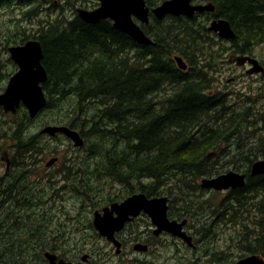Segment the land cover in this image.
I'll return each instance as SVG.
<instances>
[{"label": "trees", "instance_id": "1", "mask_svg": "<svg viewBox=\"0 0 264 264\" xmlns=\"http://www.w3.org/2000/svg\"><path fill=\"white\" fill-rule=\"evenodd\" d=\"M38 1L49 15L55 14L56 23L43 21L38 35L27 30L21 32L24 29L20 25L13 30L0 27L8 28V35L17 31L10 45H24L33 39L41 42L48 74L44 85L48 103L68 106H58L64 113L61 123L81 134L86 149L90 146L94 167L88 165L84 172L86 181L79 197L89 198L92 191L97 195L100 187L93 190L94 187L108 179L125 187H135L143 179L154 181L150 186H161L165 179V188H171L165 191V196L169 193L173 197L171 208L177 216L189 218V208L192 209L200 230L212 239H218L226 223L237 224L242 230L240 237L246 244V253L262 251L264 208L261 222L249 207L253 197L264 204V175H250L252 165L264 157V86L248 93L229 88L219 90L216 74L220 65L226 63L225 55H253L255 48L264 44V0H194L197 4L213 2L215 11L197 14L193 19L168 16L163 23H153L154 31L149 36L156 45L150 46L138 45L117 31L109 20L98 24L83 22L77 10L89 9L93 2ZM164 1L147 0V3L153 8ZM36 2L0 0V8ZM66 5L71 7L68 22L57 15L61 8L65 16ZM22 15L36 18L39 13L33 6ZM217 18L229 21L237 35L235 42L229 44L208 30L209 23ZM57 27L61 28L53 35L51 29ZM203 44L208 45L213 57V64L208 66L200 63L202 52L206 51ZM2 47L9 54V46ZM178 56L188 65L187 70L182 71L177 65ZM87 58L88 67L80 72V64ZM8 61L13 67L5 78L9 80L17 66L10 57ZM261 62L264 66V60ZM261 77L264 85V73ZM232 99L237 101L231 104ZM247 100L253 105L240 102ZM123 106L125 110L118 112ZM86 110H93V125L90 117L82 121ZM24 113L20 123L36 121L30 119L26 110ZM244 117L245 127L251 122L255 127V137L246 136L247 130L239 133ZM98 132L108 139L105 149L93 143ZM15 134L22 137V130ZM32 140V133H28L24 141ZM37 142L41 144L39 139ZM230 170L247 173V184L226 194L224 211L212 213L207 203L196 200L201 186L192 180L189 183L186 175L192 174L191 179H197ZM188 194L192 198L189 206L184 204ZM27 202L23 210L28 209ZM8 224L13 234L0 245V255L8 264H20L21 250L14 236L29 224L22 218H14ZM10 226L3 223L0 234L6 236Z\"/></svg>", "mask_w": 264, "mask_h": 264}, {"label": "flooded vegetation", "instance_id": "2", "mask_svg": "<svg viewBox=\"0 0 264 264\" xmlns=\"http://www.w3.org/2000/svg\"><path fill=\"white\" fill-rule=\"evenodd\" d=\"M41 5L37 0V3H33L31 7L34 6L37 14L40 13V17L42 13L49 15L48 10ZM2 16L0 25L3 26ZM34 23L36 27L29 28L27 23L19 20L22 29L26 27L31 33L38 35L41 32V26ZM28 24H31V21ZM7 27L9 28V26ZM13 29H17L16 25ZM2 30L0 27V31ZM1 94H3V87H0ZM47 108L46 106L44 110ZM25 110L27 109L22 105L13 116L25 114L23 112ZM43 114L44 112L33 123L22 121V123H13L11 126L8 120H3V118H9L11 113H6L0 106V151H3L1 155L3 168L0 177V227L4 221L8 224L14 218L27 216V212L23 210L26 200L30 201L27 202L28 209L31 207L32 212L36 213L34 219L27 218L30 221V226L24 228L21 236L17 234L14 236L18 240L21 250L20 264H51L48 255L56 257V264L62 262L70 264H165V250H174L175 248L179 252L185 247L191 249L190 255L186 259L181 257L177 264H202L203 256L212 254V252L200 250V247H203V241L214 245L208 235L200 234L201 244L198 246L189 223H186L182 228L192 237V243L187 244L182 238L165 231V225L163 228L155 225L149 213L144 210L136 216H129V220L125 222L124 226L114 233L115 241H110L107 237L102 236L94 225L96 212L103 214L106 208H111L113 204L121 205L136 195H143L149 201L165 200V179L161 186H150L149 184L154 182L150 179L136 182L138 185L135 187L104 186L98 189L99 192L96 196L83 203L82 199L79 197V200L75 194L83 188L78 186L77 179L83 176L84 172L75 171V168L79 165L78 161H87L88 158L81 155L52 153V151L44 149L41 144L39 145L38 139L41 143L45 139L48 141L51 138L43 133L49 127L44 128L42 124ZM18 130H22V137L15 134ZM28 133L33 135L31 142L24 141L25 135ZM54 138L65 141L64 144L61 143L62 146L68 144L72 147L70 145L72 142L63 135L59 134ZM68 174L72 176L70 177ZM69 194H72L76 203L88 204L89 212H91L90 217L87 214H82L77 224L74 223V217L67 210ZM168 198V218L178 224L185 223L186 220L177 216L174 209L170 210V201L173 205V197L169 193ZM117 217V214H114V218ZM64 225L67 229L64 231L65 235H62L59 227ZM79 236L81 238L76 240ZM34 237L38 238L34 239ZM45 237L50 241L47 242ZM9 238L10 236L0 234V245ZM97 241H102L104 247H108L109 251L100 248L97 253L95 251L88 253L85 246H82L88 242L95 245ZM111 252L116 259L114 262ZM251 255L257 254H249L242 258ZM257 256L260 257V262L264 263V252ZM204 259L207 260V257ZM0 264H8L5 257L1 259V255Z\"/></svg>", "mask_w": 264, "mask_h": 264}, {"label": "water", "instance_id": "3", "mask_svg": "<svg viewBox=\"0 0 264 264\" xmlns=\"http://www.w3.org/2000/svg\"><path fill=\"white\" fill-rule=\"evenodd\" d=\"M98 1L100 2L99 8L93 11L79 9L78 16L88 24H98L101 21L110 20L117 31L127 35L141 46L156 45L141 26H148L151 23L152 15L158 21H163L167 16L193 18L196 13L215 11L213 3L194 5L193 0H166L155 8L149 7L147 0ZM210 27L208 30L218 34L222 39L235 41L237 38L231 24L225 19H215ZM9 51L11 59L19 70L10 79L5 92L0 95V106L3 107L6 113H16L23 105L33 120L47 106V97L43 86L48 81V74L42 63L44 53L41 42L38 40L30 41L24 46L12 47ZM175 61L180 69L186 70L188 68L182 57H176ZM229 62L238 65V67H244L247 64L252 65L253 68L248 71L251 75L263 72V67L260 63L251 57L232 56ZM43 133L52 137L62 133L73 142L74 147L81 148L84 145V139L81 135L69 127L51 126L47 127ZM251 174L253 176L264 174V160L258 161L253 165ZM245 179V175L240 176L235 173H229L218 179L204 180L202 187L206 189L213 188L218 191L229 188L236 189L244 186ZM142 210L149 213L154 224L159 228H163L165 225V231L191 243V238H188L186 233L182 231L183 225L187 222L183 224L169 222L167 218V199L148 201L143 195L133 196L121 205L113 204L111 208H106L103 214L96 212L94 219L95 228L102 236L107 237L110 241H115L114 233L124 226L125 222L129 220V216H136ZM114 214H117L118 217L114 218ZM47 257L51 264H56L55 256L48 255ZM260 260V257L253 256L243 259L237 264H264ZM61 264L70 263L62 262Z\"/></svg>", "mask_w": 264, "mask_h": 264}, {"label": "rangeland", "instance_id": "4", "mask_svg": "<svg viewBox=\"0 0 264 264\" xmlns=\"http://www.w3.org/2000/svg\"><path fill=\"white\" fill-rule=\"evenodd\" d=\"M91 2H93V5H95L97 3V0H87V3L90 4ZM37 3V2H36ZM40 3V2H39ZM41 4V3H40ZM98 6L90 9H96ZM31 5H18V3H14V4H10L9 6H4L0 8V13H3L2 19H3V26H9L10 30H13V27L15 25H19V20H23L24 22L27 21L26 17H24L22 14L24 12H28L31 9ZM71 7L69 5H66V14L65 16L61 13V8H59L58 10V18L63 20L64 22H68V17L71 13ZM47 20L49 21H53L54 23L57 22V17L55 16V14L53 15H45L44 13H42V16L36 19V23L38 25L41 26V30L42 28V22H46ZM27 26L29 28H34L36 27V24L34 22H32L31 24H27ZM61 27H57L56 29H51L54 30L53 32H51L53 35L56 34ZM8 29V28H7ZM7 29H3L2 32H0V87H3V92L8 84V79H5L6 77L8 78V76L10 75V73L13 71V67L11 66V64L8 61V57H10V54H8L7 51H5L4 47L2 46H9L12 47L15 44H9L12 43V39H14V34L17 32H13L10 33L9 35L7 34ZM27 30H20L21 32H25ZM203 48H205L206 51L202 52V56H201V62L203 63L205 66H208V64H213V57L211 56L210 50L208 49V45L207 44H203ZM226 58L223 59L226 63L221 64V70L219 73H217L216 75L218 76V82H217V89L219 90H227L232 89V90H237L240 93L241 92H252L261 88L262 86V74H255V75H249L247 74V71L249 69L250 66H246V67H237L235 65H231L228 63V56L229 54L225 55ZM253 58L257 59L260 64L262 65V60H264V44L256 47L254 50V56H252ZM88 61L89 59L87 58V61H84L83 63L80 64V72L83 69H86L88 67ZM263 66V65H262ZM264 67V66H263ZM249 76V77H248ZM72 77V75H71ZM63 86H58L59 89H61ZM55 92V89L54 91ZM237 101L232 99L231 104H234ZM242 103H245L247 105H253L250 101H240ZM58 106H61L63 108H67L68 106L64 103H57ZM56 106V103H48V109H46V113L43 115L42 119V124L44 125V128L47 126H64L65 124L61 123V121L64 118V113L62 112L63 110H60V108ZM48 110V111H47ZM125 110V107L123 106L122 109H120L118 112ZM113 110H111L110 112H112ZM24 112V111H23ZM24 114H19L18 116H13L11 115L9 118H3L4 121H9L10 125L12 126L13 123H19L22 119V116ZM93 115V110H86V115L85 118L82 120H87L89 117L91 118V123L90 125H93V121H94V117ZM92 116V117H91ZM247 122V119H245V117L242 119L241 122V129L239 131L240 134H242V131H246L247 130V134L246 136L252 138L255 137L254 135V129L255 127L252 126V122L247 124V126L245 127V123ZM99 123V121H98ZM94 125H97L96 122H94ZM262 126V125H261ZM32 130V129H30ZM27 136V134L25 135V137ZM107 141L108 139L104 136L103 132H98L96 133V135L93 136V143L94 144H99L103 149H105L107 147ZM61 143H65V141H61L58 138H49V140L47 141L46 139L44 141L41 142V145L43 146L44 149L50 150L52 151V153H56V154H70V155H81V156H86L88 159L87 161H78V166L75 168V171H80V172H85L86 169L88 168V165H91L92 167H94V162H95V157L92 154V151L90 149V146H87L86 149V145L83 148H75L73 143H70L71 146L64 145L62 146ZM218 150H216L217 152ZM3 151H0V177L2 176V168H3V163L1 161V155H2ZM222 171V170H221ZM191 175H186L188 182L190 183L191 180L200 185L202 183V180L205 179L206 177H199L196 179V177L191 179ZM78 186L81 187L82 185H84L86 178H83V176L79 177L78 179ZM119 186L121 187L122 185L113 182L112 180L108 179L107 182H103L102 184L98 185L97 187H94L93 190L98 189L99 187H104V186ZM123 187V186H122ZM125 187V186H124ZM167 189L169 188H165V191H167ZM99 192V191H98ZM191 193V192H190ZM189 193V194H190ZM96 192H91V196L89 198L85 197L82 199V202H88V199H92V197L96 196L95 195ZM189 194L187 195V198L184 201V204L188 205V202L192 200V198L189 197ZM76 197L79 199V193L76 192ZM226 196V193L224 192H214V191H208L202 188L198 190V192L196 193V200L198 202H203V203H207L208 204V208L209 210L214 213L216 211H224L225 210V202L223 201V198ZM69 200L67 202V210L68 212L74 217V223L77 224L78 219L80 218V216L82 214H87L90 217V207L88 206V204H83L81 202V204L76 203L73 199L72 194H69L68 196ZM1 200V199H0ZM80 200V199H79ZM30 202V201H29ZM33 204H35V202H33ZM98 205V204H97ZM96 205V206H97ZM174 205V203H173ZM252 208V210H255V215H256V219L260 220L262 222V210L264 208V204L261 203V199H259L258 197H253L252 201H251V207H249V209ZM177 211V210H176ZM24 212H27V216L23 215L22 219H25L27 221V224H29L28 226H30V221L27 218H32L34 219L36 217V213L32 212L31 209H27L24 210ZM189 212L191 213V217L189 218H185L182 217V219L187 220L189 225H190V229H192V233L194 235V238L196 239V242L198 243V246L201 244L200 243V234H203V232L200 230V226H199V221L195 216V213L192 211V209L189 208ZM202 221V220H201ZM211 221V220H210ZM203 222V221H202ZM249 225H251V227L255 228L254 225L252 224L251 221L248 222ZM8 226H10V224H7ZM4 226H6L5 222H4ZM60 232L62 233V235L64 234V231L67 229L66 225L59 227ZM256 229V228H255ZM22 233V231H19V233L17 232L18 236H21L20 234ZM242 233L241 227L239 228V226L237 224H230V223H226L224 228H223V232L220 234V236L218 237V239H214L216 242H214V245L208 241H203V247H200V250L203 251H207V252H212V254L210 255H204L203 259H202V264H216L215 262H224V263H229L230 261L236 260L242 256H244L246 253L245 251V243L242 242V239L240 237V234ZM9 234H13L12 233V228L10 226L9 231L7 230L6 232V236H9ZM44 236V235H43ZM38 238V237H34ZM47 242H49L50 240L45 237ZM81 238V236L77 237L76 240H79ZM39 240V239H38ZM82 246H85L87 252H98L100 251V248H103L105 251H109L108 247H104V244L102 241H97L96 244L94 245L92 242H88L83 244ZM15 247V246H14ZM1 249V248H0ZM16 249V247H15ZM19 249V248H18ZM19 251V250H18ZM190 251L191 249H189V247H185L182 248L179 252L176 251V249L174 248V250H165V264H177V262L181 259V257H184L185 259L190 255ZM111 254L113 255V253L111 252ZM112 260L113 262L116 261V259L114 258V255L112 256ZM204 257H207V260L204 259ZM1 259H4L3 256H1ZM6 259V258H5ZM184 259V260H185ZM6 262H8L6 260Z\"/></svg>", "mask_w": 264, "mask_h": 264}, {"label": "bare ground", "instance_id": "5", "mask_svg": "<svg viewBox=\"0 0 264 264\" xmlns=\"http://www.w3.org/2000/svg\"><path fill=\"white\" fill-rule=\"evenodd\" d=\"M246 184H247V181H246Z\"/></svg>", "mask_w": 264, "mask_h": 264}]
</instances>
